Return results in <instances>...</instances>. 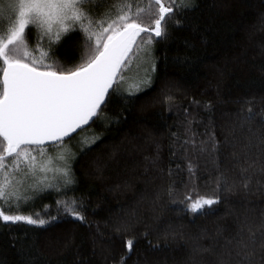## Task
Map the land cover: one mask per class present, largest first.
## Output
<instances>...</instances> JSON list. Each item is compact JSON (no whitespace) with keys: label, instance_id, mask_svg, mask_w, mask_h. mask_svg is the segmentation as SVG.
Returning <instances> with one entry per match:
<instances>
[{"label":"trees","instance_id":"16d2710c","mask_svg":"<svg viewBox=\"0 0 264 264\" xmlns=\"http://www.w3.org/2000/svg\"><path fill=\"white\" fill-rule=\"evenodd\" d=\"M194 3V11L179 14L187 17L181 26L170 23L167 37L150 46L148 85L113 95L101 116L66 141L76 153V183L67 196L82 200L86 220L0 222V264H250L225 237L235 235L238 218L258 221L264 211V142L258 143L264 138V0ZM10 15L0 18V28ZM81 31H70L56 48L66 67L81 62ZM248 102L256 115L242 122ZM193 132L197 140L218 142L214 156L184 144ZM82 138L89 144L81 146ZM249 141V158L259 157L249 189L239 183L218 189V171L230 185L239 181L233 153L243 163ZM196 195L221 199L194 214L186 210V197ZM56 198L55 191L46 193L25 214L46 219L43 206ZM132 237L129 252L124 241ZM251 264H264V253L258 249Z\"/></svg>","mask_w":264,"mask_h":264},{"label":"snow or ice","instance_id":"6c2138e0","mask_svg":"<svg viewBox=\"0 0 264 264\" xmlns=\"http://www.w3.org/2000/svg\"><path fill=\"white\" fill-rule=\"evenodd\" d=\"M195 8L194 0H13L3 6L11 15L0 28V222L44 226L64 216L86 220L82 200L67 196L69 186L76 183L72 166L76 153L66 141L101 116L113 95L122 94V72L132 56L148 55L151 45L167 37L169 24L181 26L187 17L179 18V14ZM70 31H81L84 49L81 62L66 67L67 62L56 56V48ZM36 51L39 57L34 55ZM175 59L183 62L187 57ZM248 103L247 112L241 109L242 122L252 121L256 115ZM195 136L193 132L186 137L184 144L214 156L218 142L212 137L197 140ZM260 142L264 138H258ZM250 144L242 146L243 163L239 153H233L239 165V181L230 185L224 172L218 171V189H230L235 183L245 191L249 189L259 159L249 158ZM57 149L63 166L56 171L62 183H45L48 178L40 173L48 169L41 162L45 157L50 161L49 151ZM187 168L194 175L191 160ZM259 170L264 171V165ZM31 177L38 178L28 182ZM51 191L57 198L54 205L43 206L46 219L40 212L25 214L30 203ZM220 199L219 195L189 196L186 210L201 214L205 206ZM135 242V237L125 239L129 252ZM225 244L251 264L258 249L264 253V211L258 221L247 214L238 218L235 235L225 237Z\"/></svg>","mask_w":264,"mask_h":264},{"label":"rangeland","instance_id":"374dc122","mask_svg":"<svg viewBox=\"0 0 264 264\" xmlns=\"http://www.w3.org/2000/svg\"><path fill=\"white\" fill-rule=\"evenodd\" d=\"M13 0H0V18L6 16L8 11L3 10V6L5 4L11 3ZM11 11V10H10ZM78 28V26H76ZM128 66L125 68V74L123 81L120 84V88L123 93H134L142 90L145 86L148 85L150 81V69H151V61L150 55L144 54H136L133 55L131 60L128 62ZM81 146L84 144L87 145L89 142L87 140L81 139ZM60 155L59 150H50L49 156L51 160L48 161V158L45 157L44 161L41 163L44 167L48 169V171L40 173L42 176H46L48 179L45 180V183H59L60 174L56 171L57 168L63 166V162L58 158ZM67 155V153H65ZM40 160L39 157H37ZM38 177H31L28 182L31 180L37 179Z\"/></svg>","mask_w":264,"mask_h":264},{"label":"water","instance_id":"95a60500","mask_svg":"<svg viewBox=\"0 0 264 264\" xmlns=\"http://www.w3.org/2000/svg\"><path fill=\"white\" fill-rule=\"evenodd\" d=\"M104 106H105V105H104ZM93 122H94V120H93V121H90L88 125H86V126H82V128L79 129V130H77V132H76L73 136H75L77 133H79L80 131L84 130L85 128L89 127ZM73 136H72V137H73Z\"/></svg>","mask_w":264,"mask_h":264}]
</instances>
